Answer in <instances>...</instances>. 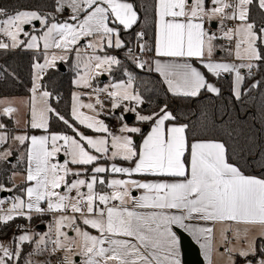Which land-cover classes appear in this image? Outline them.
<instances>
[{
    "label": "snow or ice",
    "instance_id": "1",
    "mask_svg": "<svg viewBox=\"0 0 264 264\" xmlns=\"http://www.w3.org/2000/svg\"><path fill=\"white\" fill-rule=\"evenodd\" d=\"M254 0H156L157 38L154 61L169 90L176 95L196 97L201 90L219 95L220 89L209 82L205 73L194 66L199 61L207 72L219 77L222 73H234L233 94L241 97L245 81L241 69L251 75L254 68L264 66V22L257 27L250 19V6ZM264 10V0H256ZM65 8L71 10L69 20L57 22L53 13L39 10L9 11L0 7V33L10 43L0 41V49L16 48L25 43L19 37H28V48H56L71 50L79 41L91 37L87 48L93 54L84 63V74L75 81L77 85L92 88L96 76L110 73L113 66L121 64L112 55H96V49L122 48L120 26L131 29L139 15L128 0H55L56 13ZM40 22L42 35H30L25 25ZM225 21H237L228 27ZM216 24L218 32L212 31ZM39 31V30H37ZM143 39L144 32L137 33ZM227 40V55L240 63L218 61L214 58L217 41ZM143 45H140L141 50ZM131 52V49H129ZM77 58L80 51L77 49ZM65 55L52 54L44 63L36 62L35 82L30 108V127L47 131L49 121L56 118L73 132L45 135H15L11 139L27 149L28 169L24 196L9 201L10 208L0 214V222L8 223L16 217L32 219L33 213H53V224L43 234L25 230L16 238L17 247L0 242V264H13L21 255L25 242H35L34 253L47 251L59 258L60 264H181L180 237L175 228L190 232L198 242L203 241L205 255L212 264V256L218 251L214 243L216 224L225 225L222 232L223 252L228 264H264V177L245 175L241 168L230 163L225 144L219 141L190 142L186 134L187 124L177 122V117L165 104L151 115L137 113L140 122H153L151 130L137 146L133 134L142 129L129 126L120 115V135L113 134L103 119L104 101L100 94L112 101L113 111L123 106L124 112H136L125 102L143 104V98L133 89L134 77L128 72V80L95 89L94 103H83L81 93L73 94L70 122L49 103L52 93L41 90L40 80L47 68L55 67ZM139 68L147 62L136 61ZM256 81L252 87H258ZM39 95L37 96V92ZM81 109H87V114ZM3 114L12 116L14 107L3 108ZM83 125L101 135H86L77 126ZM9 133L0 123V145L8 144ZM63 153L67 159L60 162ZM12 156L10 147L0 152V161ZM101 160L113 161L102 165ZM125 161L129 166L117 164ZM72 166H76L75 168ZM88 166L91 174L88 175ZM120 174L126 178H113L108 182L109 192H97L96 185L106 183L103 174ZM15 175V173L13 174ZM70 176L76 179L69 180ZM87 176L86 179L80 178ZM167 177L168 179L143 180L135 177ZM63 188L64 191H60ZM86 188L87 191H82ZM0 190L11 191L0 185ZM140 195L133 196V191ZM75 192V196L72 193ZM5 201L0 200V206ZM45 205V206H42ZM149 211H142V210ZM193 221L210 222L201 226ZM81 224L86 227H81ZM236 225L237 227H234ZM239 225L258 226L251 229ZM93 229V234L88 229ZM71 231L72 235H69ZM232 239L243 241L233 244ZM51 247H48V244ZM25 264H37L31 258Z\"/></svg>",
    "mask_w": 264,
    "mask_h": 264
},
{
    "label": "trees",
    "instance_id": "2",
    "mask_svg": "<svg viewBox=\"0 0 264 264\" xmlns=\"http://www.w3.org/2000/svg\"><path fill=\"white\" fill-rule=\"evenodd\" d=\"M130 1L134 4L139 19L131 29H124L120 26V36L124 40L125 46L119 49L135 48L137 46L135 33L141 31L144 32L145 51L149 55H153L157 31L156 0ZM54 4L55 0H0V7H5L10 12L30 9L54 14ZM250 19L256 22L257 27H260L264 20V11L257 7L256 0L250 7ZM119 59L121 64L113 66L110 75L114 81H125L128 80L127 73H132L134 88L144 101L138 106L141 113L151 115L167 104L168 110L177 117V122L188 125L186 134L190 142L201 139L221 141L225 144L230 163L236 164L247 175L264 177V66L257 68V72L250 76L245 72L240 99L234 97L231 74H221L217 77L210 73L207 76L217 83L220 94L201 90L198 96L190 97L171 93L161 76L152 69V65L139 68L136 63L137 59L132 56H121ZM42 60L43 53L39 51L23 48L0 49V97L29 95L33 85V65ZM148 63L149 60L146 64ZM68 64V67L63 64L65 70H61L59 66L47 70L42 77V88L53 94L50 98L51 106L70 122H74L71 117V102L74 88L73 78L77 69L70 67L72 61H69ZM256 81H261V83L258 87L253 88L252 85ZM152 123L151 121L143 122L146 127L136 141L137 146ZM48 131L73 133L67 125L56 118L49 121ZM24 146L27 147L28 144L26 143ZM88 167L91 168V166ZM26 170L25 155L21 161L17 162L10 159L7 162L0 161V183L7 187L12 186L11 174ZM27 185V182L13 185L10 196L17 194L24 196V189ZM3 199L5 198L0 196V200ZM44 215L47 219L50 218V214ZM38 218L39 216L35 215L31 220H28L26 217L19 216L6 224L0 222V236H6L24 225L39 224ZM33 246L34 242H25L19 260L14 261L13 264H25L29 254L33 255ZM42 255L41 253L38 256Z\"/></svg>",
    "mask_w": 264,
    "mask_h": 264
},
{
    "label": "rangeland",
    "instance_id": "3",
    "mask_svg": "<svg viewBox=\"0 0 264 264\" xmlns=\"http://www.w3.org/2000/svg\"><path fill=\"white\" fill-rule=\"evenodd\" d=\"M128 2H131V1L128 0ZM71 14H72L71 13V10L69 8H65V10L62 13H56L55 12L54 13V16L56 17V21L57 22H63L65 20H69V17L71 16ZM263 22H264V20H263ZM225 23H226V21H225ZM236 23H237V21H236ZM24 27H25V31H27L30 35H33V34L34 35H42V32L44 30L42 28L40 22H38V21L37 22H34L33 25H25ZM37 30H39V31H37ZM212 31H214V32H218L219 31V28H218V26L215 23L212 25ZM1 35H3V34L0 33V41H3L5 43H10V39L8 37L4 36L5 38H1ZM19 38L21 40H24L25 43L23 45H20V46L16 47V48H11L10 47L8 49L23 48V49H27V50H33V51L42 52L43 53V60L39 62L41 64L44 63V61H45L46 58H49L50 59V57H51L52 54L65 55L66 56V59L65 60H63V61L57 60L55 62V68H57L60 63L66 65V67H68L69 66L68 62L69 61H72V65L70 67H72V68L74 67L75 69H77V73H76V75L73 78V86H74V88L72 90L71 109H72V106H73V94L74 93H81L82 94L81 95V100H82L83 103H85V104L90 103V102L91 103H94L95 102V98H96V94H97L95 92V89L104 87L106 85H110V84L115 83V82H118V81H114L112 79L110 73H104L102 75L96 76L95 79H93L91 81L92 88L83 87V86L77 85L75 83V81L79 78V76H81V75L84 74V67H83V65L87 61V57L89 55H92L93 54V51L94 50L93 49H90V48H87L88 41L90 39H93L91 37H86V38L81 39L77 45H75L71 50H69L67 52H64L63 50L56 49V48L44 49V47H43V43L44 42H43L42 39L39 42L40 43V47L39 48H28L26 45H27L28 42H30V36L26 37L23 34H21ZM120 38L122 39L121 36H120ZM219 42L223 43V45L226 46V47L229 46V42L227 40L221 39V40H219ZM77 49H79V51H80V58L79 59L77 58ZM116 50H117V48L104 47L102 50L101 49H96L95 50V54L96 55H104V54H107V55L115 56L114 55V52ZM70 55H71V57H70ZM69 57H70V59H68ZM150 57H152V55H150ZM148 60H149V63L148 64H145V66L150 67L151 61H150V59H148ZM49 69H51V68H47L44 71H47ZM103 75H106L108 78L105 79V80H102V76ZM42 77H43V74H42ZM125 81H127V80H125ZM34 82H35V69H34V75H33V85H32V88L34 86ZM40 84L42 85V79L40 80ZM133 89L136 92V90L134 88V83H133ZM41 90H45V89L42 88ZM36 95L37 96L39 95V91L37 92ZM32 96H33V93L31 91V93L29 95H26V96L0 97V123L4 124L6 126V128L8 127L6 130L8 131L9 137H10L8 144H5L2 148H0V152H2L5 148L10 147L11 150H12V156L9 157V159L11 161H14V160L16 162L17 161H21L22 158H23L24 152H25V148H26L24 145H20L18 142L13 141L11 139V137L12 136H15V135H21V134H27L28 135V133L32 132L31 131L32 128L30 127V124H29V121H30V108H31V99H32ZM103 97H106V94L101 93L100 94V98L104 101V110L100 113V115H99L98 118L99 119H103L105 121V123L109 126V129H110V131L113 134H116V135H120L121 134L120 133L121 120L119 118L121 114L124 115L125 122L128 123L129 126H137V127H140L142 129V126L140 125V123H143V122H140V121H138L136 119V115L140 111L138 110V107H136L135 102H125V103L128 104V107H130V108H132L131 106L134 105L133 107L136 108V112H124L123 106L120 109H116L115 111H113L112 108H111L112 101L110 99H108L107 97H106V99L103 98ZM9 106L14 107V108L17 109V111L14 112L12 114V116H7V115L3 114V111H2L3 108L9 107ZM81 110L82 111H85L87 114H92L87 109H81ZM129 114H133L134 115V119L132 121H130L127 118ZM9 121H12V122L10 123ZM77 126L79 127L80 131L84 132L86 135H92V136L101 135L99 133L94 132L91 129L85 128L83 125H79L78 122H77ZM41 130H43V129H41ZM51 133H61V132H51ZM66 134L73 135V133H66ZM139 135H140V133L139 134H133V139H134L135 143H136L137 138L139 137ZM58 158H59L60 162H63V160L64 159H67L68 157H65L63 155V153H61ZM112 162L113 161H111V163ZM115 162L121 163L119 161H115ZM99 163L102 164V165L108 166V161L107 160H101ZM72 167L75 168L76 166H72ZM13 174L14 173H12V178H13V180L15 182H21V181L26 182V179L25 178H26L27 173H25V172H22V173L15 172V175H13ZM90 174H91V168L88 167V175H90ZM80 178L86 179L87 176H81ZM113 178H121V177L120 176H117V175H109L108 174L107 175V179H108L107 182L104 185H102V186H105V185L107 186L108 190L106 192L111 191V189H109V187H108V182H110V180L113 179ZM73 179H76V177H74V176H70L69 177V180L70 181L73 180ZM10 181H12L11 178H10ZM0 185H3V184L0 183ZM13 185H14V183H13ZM13 185L12 186H8V187L5 186V185H3V186H4L5 189H11L10 192H12L13 187H14ZM100 186L101 185H99V184L96 185V191L97 192H99L97 190V188H99ZM81 190L82 191H87L86 188H82ZM1 191L2 190H0V192ZM60 191H64V189L61 188ZM72 195L75 196V192H73ZM17 196H19V195L17 194L15 196H13V195L12 196H9V198H10L9 200L12 201ZM0 214H2V213H0ZM51 214H52L51 219L50 218L47 219L44 214H39L38 215L36 213H33L32 216H35V215L36 216H39V218H38V223L39 224H46V227L45 228L40 229V228H38V225L39 224H35V223L28 224V225H24L19 230H16L15 229V230L11 231L6 236H0V242H2L5 246H11L12 248L15 249L17 247L16 238L20 234H22L25 230H27L30 233H36V234H43L45 232H48L49 231V225L53 224V220H54V214L53 213H51ZM81 227H84V225L81 224ZM245 227H242V229L245 228ZM258 231H259V227L258 226H255L254 227V230H251V232H252L253 235H255ZM69 235H72L71 231H69ZM260 243L261 244H264V241H261ZM22 246H20L21 247V250H22ZM33 247H34V249L36 248L35 242H34V246ZM48 247L49 248L51 247V244L50 243L48 244ZM42 254L43 255L41 257H39L38 256L39 254H36V253L33 252V255L31 256V258L34 261H36L37 264H46V263L54 264V261H55V257L56 256L50 255L47 251L43 252ZM78 264H79V261H78Z\"/></svg>",
    "mask_w": 264,
    "mask_h": 264
},
{
    "label": "crops",
    "instance_id": "4",
    "mask_svg": "<svg viewBox=\"0 0 264 264\" xmlns=\"http://www.w3.org/2000/svg\"><path fill=\"white\" fill-rule=\"evenodd\" d=\"M156 38H157V31H156ZM138 42V41H137ZM156 43V42H155ZM217 45H218V47H217V51H216V54H215V56H214V58L216 59V60H218V61H224V62H235V63H240V61L237 59V58H235L234 56H230V55H227L226 54V52H225V50L224 49H226L227 47L226 46H224L223 45V43H221V42H217ZM156 59H166V58H161V57H158L157 55H156V52H155V49H154V53H153V55H152V57L150 58V61H151V65H152V69L155 71V72H157L156 70H155V68H156V65H155V63H154V61L156 60ZM232 59H234V60H232ZM192 63L194 64V66H196V67H198V68H200L201 69V71H203L204 73H205V75H206V77H207V79L209 80V82H211V83H213L216 87H218L219 88V86L217 85V83L213 80V79H209L208 78V76H207V74L209 73V72H207V70L203 67V65L199 62V61H197V60H192ZM46 72V71H45ZM245 72H246V70L245 69H241V73H242V75H245ZM160 76H161V78L163 79V81L165 82V84H166V86H167V88L169 89V86H168V84H167V82H166V80H165V78H164V76L160 73V72H157ZM44 74V73H43ZM211 74V73H210ZM222 74H231V76H232V80H233V84H234V80H235V75H234V73H222ZM108 78V77H107ZM242 90V89H241ZM170 91V90H169ZM171 92V91H170ZM171 93H173V92H171ZM174 94V93H173ZM49 103H50V100H49ZM136 105V107H138V106H140V105H137V104H135ZM134 106V105H133ZM133 106H131L132 108H134ZM139 112V111H138ZM139 113H141V112H139ZM141 114H143V113H141ZM130 115V114H129ZM143 115H147V114H143ZM140 123V122H139ZM153 124V123H152ZM152 124L150 125V127L147 129V131L144 133V135L142 136V138L140 139V142H139V146L140 145H142V143H143V139H144V136L151 130V127H152ZM181 124H183V123H181ZM140 125L142 126V131L144 130V128L146 127V125H144L143 123H140ZM8 128V127H7ZM6 128V129H7ZM29 129V128H28ZM31 131L32 132H30V133H28V135L29 136H31V135H45V134H48V133H51V132H49L48 130L47 131H45V130H41V129H31ZM194 141H218V140H203V139H201V140H193L192 142H194ZM219 142H221V141H219ZM28 147H29V145L26 147V149H25V152H24V155H25V157H26V160H27V155H26V153H27V149H28ZM23 155V156H24ZM117 163V162H116ZM111 164V161H108V165H110ZM117 164H121V165H123V166H129V163H117ZM27 169H28V160H27ZM13 173H15V172H13ZM18 173V172H17ZM20 173H22V172H20ZM25 173H27V170L25 171ZM107 175L109 174V175H117V176H120L121 178H126V177H124V176H122V175H120V174H111V173H106ZM106 174H103V177H104V179H105V181L107 182V175ZM245 174V173H244ZM245 175H247V174H245ZM259 177V176H258ZM135 178H138V179H143V180H158V179H168L167 177H154V176H145V177H135ZM11 180H12V182L14 183V185H16V184H18V183H20V182H15L14 180H13V178H12V174H11ZM21 182H24V181H21ZM27 182V181H26ZM28 183V185H27V187L28 186H30V183L31 182H27ZM97 190L99 191V192H106L107 190H108V188H107V186L105 185V186H100L99 188H97ZM25 195V194H24ZM138 195H140V192H138V191H133V196H138ZM6 199V198H5ZM4 200V199H3ZM6 200H9V199H6ZM9 201H11V200H9ZM42 206H45V205H43L42 204ZM142 211H149V210H147V209H145V210H142ZM48 214H50V219H51V216H52V214L51 213H48ZM193 223H199L201 226H204V227H207V226H211V224H210V222H199V221H193ZM46 225V224H45ZM246 225H239L238 227H240L241 229H242V227H245ZM84 227H86V226H84ZM224 227H225V225H221V224H216L215 225V229H214V243L216 244V247H217V249H218V251L212 256V264H228V256H227V254L225 253V254H223V255H221V252H223V248H222V244H223V239H222V232H223V229H224ZM234 227H237L236 225H234ZM246 227H249V228H251V230H254V227L255 226H246ZM180 229V228H179ZM89 231H91L93 234H97L96 233V231L95 230H93V229H88ZM175 231H176V228L174 229ZM181 230H183V231H185L187 234H189L190 236H191V238L193 239V241L197 244V246L199 247V249H200V253H201V257H202V259H203V261H204V264H209V259H208V257L205 255V251H204V248L201 246L202 245V243H203V241H200V242H198L197 241V239L190 233V232H188V231H186V230H184V229H181ZM177 232V231H176ZM177 235L179 236V234H178V232H177ZM251 235H253L252 234V232H251ZM228 236H229V239L230 240H232V243L233 244H242L243 243V241H237V240H234V239H232V234L229 232L228 233ZM180 237V236H179ZM180 259H181V264H183V250H182V246H181V240H180Z\"/></svg>",
    "mask_w": 264,
    "mask_h": 264
},
{
    "label": "water",
    "instance_id": "5",
    "mask_svg": "<svg viewBox=\"0 0 264 264\" xmlns=\"http://www.w3.org/2000/svg\"><path fill=\"white\" fill-rule=\"evenodd\" d=\"M59 68L61 70H65V66L62 63L59 64ZM105 79H107V76L103 75L102 80ZM127 118L132 121L134 119V115L130 114ZM10 195L11 192L6 190H3L0 194L1 198H7ZM45 227V224L38 225V228L40 229ZM176 231L178 232L181 240V246L183 250V264H204V261L201 257L200 249L197 244L193 241L191 236L179 228H176Z\"/></svg>",
    "mask_w": 264,
    "mask_h": 264
},
{
    "label": "built area",
    "instance_id": "6",
    "mask_svg": "<svg viewBox=\"0 0 264 264\" xmlns=\"http://www.w3.org/2000/svg\"><path fill=\"white\" fill-rule=\"evenodd\" d=\"M226 24H227L228 27H233L236 24V21H226ZM139 32H141V31H137L135 33V38L138 41L137 42V46L135 48H125L123 50L117 49L114 52V55L117 56L118 58L121 57V56H132V57H135L137 60H142V61L147 62L148 58L150 57V55H149L148 52L145 51L144 47H143L142 50L140 48V45L144 46L145 40H144V38L143 39H139L138 38L137 33H139ZM1 38H5L4 35H1ZM129 49H131V52H129ZM232 60H234V59H232ZM245 70H246V72H248L247 69H245ZM256 72H257V68H254L252 70V74H255ZM44 73H45V71H44ZM103 98L106 99V97H103ZM2 147H3V145H0V148H2ZM3 201H5V203L2 206H0V212L6 211L11 206L10 203H9V200L4 199ZM54 264H60L59 258H58V254L55 257Z\"/></svg>",
    "mask_w": 264,
    "mask_h": 264
}]
</instances>
